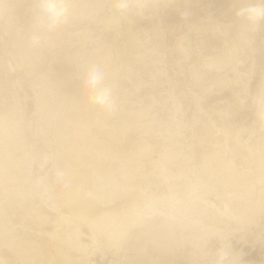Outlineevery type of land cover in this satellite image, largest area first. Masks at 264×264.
Wrapping results in <instances>:
<instances>
[{"label": "rangeland", "instance_id": "rangeland-1", "mask_svg": "<svg viewBox=\"0 0 264 264\" xmlns=\"http://www.w3.org/2000/svg\"><path fill=\"white\" fill-rule=\"evenodd\" d=\"M90 1L66 0L71 10L67 22L60 24L62 27L58 24L53 31H48L39 26L44 21L39 17L38 0H0V124H3L0 126L7 132L0 163L5 160L11 162V170L9 167L7 169L14 172L12 177L16 180V183L13 182L10 177L12 173H7L4 167L5 163L9 166L8 161L2 163L4 177L0 179V216H3L0 217V226L4 225L7 237L2 229L0 264H27L18 257L12 246L25 242L28 234V240L34 239L36 242L35 250L38 252L35 253L41 257L46 255L39 262L41 264H218L221 253H227L224 264H264V19L249 23L236 15L238 8L258 0ZM122 3L127 6L122 8ZM68 19L71 20L70 24ZM34 36H47L48 39L50 36L52 41L53 38L57 39V45L50 48L52 50L47 53L50 56L43 57L46 61L43 59L39 62L38 71L30 74L26 71L28 59L24 57L20 44L21 39ZM63 38H68L65 39L68 42ZM58 41L63 43L59 44ZM80 50L85 52L80 53ZM90 52L94 56L103 52L104 55L98 56L110 59L104 72L115 75V78L111 76L115 80L108 77L104 85L111 90L113 107L106 110L87 101L79 107L71 105L65 110L60 109L58 114L50 117L49 125L44 124L45 111L41 106L40 95L45 91L52 69L73 59L74 55L77 57V53L88 58L94 57ZM84 73L80 71L73 75L82 77ZM50 102L55 104L54 99ZM133 115L137 118L134 117L131 122H120L121 118L126 120ZM113 116H119L120 120ZM86 121L89 123L86 124ZM56 123L61 124L58 126ZM106 131L111 141H108L109 144L101 142L102 145L106 144L101 150L97 134ZM88 133L93 134L90 137L95 135L92 137L94 140ZM123 141H133L137 146L139 142V146L133 149L130 147L132 144ZM120 142V148L125 146L124 143L128 146H125L128 153L130 148L133 149L132 154H128L125 149H115L110 153L109 148L114 150L113 145ZM67 145H81L85 158L96 157L102 163L108 159L106 181L96 176L97 179L89 188L90 193L86 190L90 194L86 195L88 199L89 196L96 197L93 190L103 193L101 198L104 200L98 197L96 200L90 199L94 200L92 204L95 207L100 205L102 211L99 209V216L95 215L98 214V208L92 205L87 212L91 210L95 213L92 218L91 211L87 216L85 212L81 218L59 197L56 180L58 170L72 160L75 161L74 165L79 164V168L83 163L82 166H86L85 162L81 163L67 153ZM88 145L93 150L90 147L88 150ZM106 146H109V151ZM92 151L93 154H89ZM98 152H101L100 156ZM114 152H118L122 159H116L117 154ZM136 153L140 154L137 160L133 159ZM103 155L113 160L110 158L109 161ZM123 159L128 164L122 165ZM112 161L116 162L115 166ZM118 163L120 173H112L113 168H118ZM130 164L135 165L134 168ZM214 164L218 166L212 167ZM74 165L72 163L71 166ZM124 165H130L131 168L129 166L122 170ZM202 165H205L203 169L206 172L201 169ZM21 167L28 176L29 193L24 189L19 175ZM109 171L118 175L116 177L119 179L115 176L113 178L117 180L111 178ZM125 176L133 179V186L123 182L128 179ZM13 183L21 186H14ZM2 186L4 189H1ZM127 187L139 192L141 199L135 200V197L140 196L134 192L132 194L133 190ZM126 190H130L129 200ZM106 191L115 196H105ZM119 195L123 198L120 199ZM111 198L115 200L111 201ZM117 198L120 205V200L124 201L125 198L132 202L129 204L125 200L123 207L134 202L144 204L143 201H146L144 205H153L155 209L151 213L136 211L135 219L131 220L128 228L113 226L108 230L102 229L98 221L104 215L113 214L115 217L118 213L120 217L123 214L124 208L116 202ZM106 201L111 204H105ZM115 204L116 207L119 205L120 211L112 210ZM24 205H28V209ZM159 208L158 215L164 218L156 216ZM148 213L149 217L146 216ZM87 217L91 220L85 219ZM152 217L164 221L161 220L163 223L159 225L158 222L155 227L153 224L147 225L150 233L151 229L153 234L160 232L159 229L169 228L167 241L172 247V257L176 255L173 260L168 249L166 251L170 254L166 253L165 256L163 251L161 254V250H158L161 249L160 245L157 250L154 249L156 246H151V252L146 248L151 244L149 240H153L150 236L145 237L151 235L149 231H141L147 242L141 240L139 228L144 227V220H151ZM159 218L151 220L152 223L155 224ZM136 231L140 233L141 241ZM2 234L4 238H1ZM109 234L112 236L109 237ZM133 235H136L137 240ZM20 237L26 238L22 240ZM6 238L10 241L13 239L14 244L10 245ZM38 240L41 242L37 243ZM143 246H146L149 254ZM40 247L42 252L52 250L51 255L50 251L49 254L39 253ZM63 255L70 257L66 259L67 256ZM46 258H50L51 263Z\"/></svg>", "mask_w": 264, "mask_h": 264}, {"label": "bare ground", "instance_id": "bare-ground-1", "mask_svg": "<svg viewBox=\"0 0 264 264\" xmlns=\"http://www.w3.org/2000/svg\"><path fill=\"white\" fill-rule=\"evenodd\" d=\"M90 1V0H89ZM91 3H94V1L93 0H91L90 1ZM89 3V2H88ZM68 18V17H67ZM71 18V17H70ZM67 20V19H66ZM65 20V21H66ZM64 21V22H65ZM69 21H71V20H69L68 19V22ZM67 22V21H66ZM72 23V22H71ZM60 24H63V22L62 23H60ZM59 24V25H60ZM66 24V23H65ZM69 24H70V22H69ZM68 25V24H67ZM39 26L41 27H45V28H47V30L48 29H51L50 31H53L52 29H55V27L54 28H50V27H48L47 25H46V23L45 22H40L39 23ZM61 27H62V25H60ZM66 25H64L63 27H65ZM57 29V28H56ZM59 29V28H58ZM49 31V30H48ZM81 35H79L77 38H79ZM47 36H41V37H39V43L37 44V43H34L33 42V38H26L25 40L24 39H21V44H20V48H21V51H22V53L25 55L24 57H27L26 59H28V63H26V71H28L30 74H33L34 72H36V71H38V69H39V62L40 61H43V57L44 56H50L49 54H47L50 50H52L53 49V45H57V39L55 40V38H53V41L52 40H50V38L52 39V37H50L49 36V39L48 38H46ZM67 37V36H66ZM69 38V37H68ZM68 38H65V39H68ZM64 39V38H63ZM62 39V40H63ZM64 39V40H65ZM78 40V39H77ZM55 41H56V44H55ZM66 42H68V40H65ZM69 41H71L70 39H69ZM79 42H80V40H78ZM60 42L61 41H58V43L60 44ZM63 42H61V44H62ZM65 43V42H64ZM53 46V47H52ZM52 47V49H50ZM82 49V48H81ZM230 49H233V48H230ZM231 50H229V52H230ZM77 52V51H76ZM83 52H85V51H83L82 50V52H81V50H80V53H83ZM93 52V51H92ZM92 52H90L91 54H93V56L95 55L94 53H92ZM54 53H55V51H54ZM90 53H89V55H90ZM97 53V52H96ZM51 54V53H50ZM79 53H77V57H76V55H74L75 57L73 58V59H71V60H68V61H66V63H64L63 65H60L59 67H58V65H57V69H52V71L53 72H51V74H50V80L48 81V83L46 84V87H45V91L43 92V93H41V95H40V99H41V106L43 107V109H44V111H45V114H44V117H45V120H44V124H46V125H49V123H50V117H53L54 115L53 114H58L57 112L60 110V109H62V110H65L66 108H68L69 106L71 107V105H76V106H80V105H82V104H84V103H86L87 101H89V93L82 87V79H83V76L82 77H79V76H74L73 74H75V73H79L80 71L81 72H84V71H86L89 67H92V66H97V67H99V68H101L102 70H103V72H104V68L105 67H107V65L110 63V59L109 58H107V57H100L102 54H103V52H102V54L100 53V52H98V55H100V56H94V57H91V58H88L86 55H83V56H80V55H78ZM87 54V53H86ZM105 54V53H104ZM103 54V55H104ZM226 54H228V52L226 53ZM52 55V54H51ZM88 55V54H87ZM46 56V57H47ZM52 57V56H51ZM73 57V56H72ZM71 57V58H72ZM70 59V58H69ZM45 61L47 60V59H44ZM49 60H50V57H49ZM24 61H26V60H24ZM48 62V61H47ZM217 64H218V62H217ZM219 64H220V62H219ZM79 65V66H78ZM56 68V67H55ZM104 74H105V80H107V78L108 77H111V76H115V75H112L111 73H108V75L104 72ZM113 77H111V79L113 78ZM115 78V77H114ZM112 79V80H115V79ZM116 78H117V76H116ZM64 79H68V80H65V81H63ZM110 79V78H109ZM118 79V78H117ZM262 79H264V77L262 78ZM111 81V80H110ZM262 81V80H261ZM63 82V83H62ZM117 82V81H116ZM116 82H114V84L116 83ZM116 84H118V83H116ZM264 84V83H263ZM262 84V85H263ZM261 86V85H260ZM264 87V86H263ZM259 88H262V87H259ZM44 90V89H43ZM260 90V89H259ZM261 91V90H260ZM263 91V90H262ZM42 92V91H41ZM39 93V92H38ZM260 93V92H259ZM258 93V94H259ZM260 96V95H259ZM258 96V97H259ZM263 96V95H262ZM1 99V98H0ZM51 99H54L55 100V104H52L50 101H51ZM263 101H264V99H263ZM258 103V102H257ZM261 103V102H260ZM237 104V103H236ZM235 106V105H234ZM233 106V107H234ZM237 108H238V106H236ZM235 107V108H236ZM74 108V107H73ZM70 109V108H69ZM68 109V110H69ZM82 109V108H81ZM231 109H233V108H231ZM230 109V110H231ZM78 111V110H77ZM82 111H85V109L84 110H82ZM235 111V110H234ZM112 112H114V111H112ZM82 113V112H81ZM108 113V112H107ZM107 113H106V115H107ZM111 113V112H110ZM134 113V112H133ZM72 114V113H71ZM85 114H87V113H85ZM89 114L90 113H88V115L87 116H89ZM96 114H98V113H96ZM136 114V113H135ZM53 115V116H52ZM78 115V114H77ZM92 115V114H91ZM111 115H112V113H111ZM114 115H117V113H115L114 112ZM124 115H126L125 113H124ZM129 115V114H128ZM57 116V115H56ZM83 116V115H82ZM101 116V115H100ZM107 116H109V115H107ZM76 116H75V114H74V117L73 118H75ZM93 117V116H92ZM110 117V116H109ZM112 117V116H111ZM114 117V116H113ZM116 117V116H115ZM114 117V119H119L118 117H116L115 118ZM125 117V116H124ZM135 116L133 115V116H129V118L127 117V119L126 120H122V118H121V120H120V122H126V121H128V122H131L132 121V119L134 118ZM65 118V117H64ZM91 118V117H90ZM99 118V117H98ZM102 118V117H101ZM104 118V117H103ZM135 118H137V117H135ZM81 119V118H80ZM116 119V120H117ZM125 119V118H124ZM75 120V119H74ZM82 120V119H81ZM91 120V119H90ZM93 120V119H92ZM95 120V119H94ZM97 120V119H96ZM99 120V119H98ZM107 120V119H106ZM108 120H112L111 118H109ZM64 120L62 119V122H63ZM84 121H85V119H84ZM105 121V120H104ZM70 122V121H69ZM99 122V121H98ZM109 122V121H108ZM117 122V121H116ZM89 123V121H86V124H88ZM95 123V122H94ZM105 123H107V122H105ZM105 123H103V124H105ZM57 124V123H56ZM61 124V123H60ZM59 124V125H60ZM93 124V123H92ZM101 124H102V122H101ZM109 124V123H108ZM112 124V123H111ZM0 125H3L2 123L0 124ZM58 125V124H57ZM58 125V126H59ZM96 125V124H95ZM117 125H118V122H117ZM55 126V125H54ZM90 126H92V125H90ZM94 126V125H93ZM98 126V125H97ZM71 127V126H70ZM78 127V126H77ZM83 127V126H82ZM6 128V127H5ZM59 128V127H58ZM84 128V127H83ZM86 128V127H85ZM96 128V127H95ZM65 129V128H64ZM67 129V128H66ZM74 129V128H73ZM87 129V128H86ZM100 129H101V127H100ZM55 130V129H54ZM76 130H78V129H76ZM79 130H80V128H79ZM82 130V129H81ZM90 130V129H89ZM104 130H106V129H104ZM8 131V130H7ZM10 131V130H9ZM56 131V130H55ZM88 131V130H87ZM87 131H85V130H83V132H86L87 133ZM94 131V130H93ZM89 132V131H88ZM92 132V131H91ZM97 132V131H96ZM102 132V131H101ZM110 132V131H109ZM7 133V132H6ZM6 133H5V131H4V129H3V127H1L0 126V155H1V151H2V146L5 144V141H6ZM8 133H10V132H8ZM82 133V132H81ZM14 134V133H13ZM89 134V133H88ZM95 134H97V133H95ZM82 135V134H81ZM91 135H93V134H91ZM90 134H89V137L91 136ZM113 135H114V133H113ZM117 135V134H116ZM130 134H128L127 136H129ZM78 136V135H77ZM82 136H84V135H82ZM81 136V137H82ZM109 133H107V131L105 132V133H100V134H97V138H99V145H102L103 144V142H105L106 144H107V142L108 141H111V140H109V139H111V138H109ZM203 136V134H201V136L200 137H202ZM16 137V136H15ZM87 139H88V136H85ZM84 137V138H85ZM92 137H95V135L94 136H92ZM92 137H90L92 140H94ZM119 137V136H118ZM120 137H122V136H120ZM14 138V137H13ZM72 138V137H71ZM90 138H89V140H88V142L90 141ZM124 138H128V137H126V136H124ZM76 139H78V138H76ZM86 139V140H87ZM68 140V139H67ZM79 140V139H78ZM84 140V139H83ZM116 140V139H115ZM21 141V140H20ZM69 141V140H68ZM73 141V140H72ZM72 141H71V143H72ZM98 141V140H97ZM119 141H120V138H119ZM75 142H77V141H75ZM81 141H79V143H80ZM84 143H85V141H83ZM101 142H102V144H101ZM123 142H127V144H132V145H130V147H133V149H134V146L135 147H137L138 148V146H139V142H138V146L137 145H134L132 142L130 143L129 141H123ZM10 142H8V144H9ZM18 143V142H17ZM67 143V142H66ZM78 143V144H79ZM90 144H91V142H89ZM95 143V144H94ZM94 143H92V145L94 144V145H96L97 146V144L98 143H96V142H94ZM104 143V145H102L101 147V150L103 149V148H105L104 146L106 145ZM110 143H112V142H110ZM135 143V142H134ZM141 143V142H140ZM262 143V142H261ZM11 144V143H10ZM64 144V143H63ZM83 144V143H82ZM108 144H109V142H108ZM113 144H115V143H113ZM118 146L119 145H122V143L120 142V143H116ZM115 144V145H116ZM135 144H137V143H135ZM262 144H264V143H262ZM11 145H14V144H11ZM17 145V144H16ZM83 145H85V144H83ZM117 145L116 146H114L113 145V147H114V150L112 149H110L109 148V146H106V149H107V147L109 148V150H110V153L112 152V151H115V149L116 150H122V149H125L126 150V152H127V149L125 148V146H127L126 144H124L123 143V145H125L124 147H122V148H120V146H119V148H116L117 147ZM86 146H87V143H86ZM96 146H93V147H96ZM144 146H146V145H144ZM143 146V147H144ZM63 147V146H62ZM89 147L90 148H92L90 145H88V147H87V149L89 150ZM97 147H100V146H97ZM96 147V148H97ZM128 147V146H127ZM129 147V148H130ZM141 147H142V145H141ZM147 147V146H146ZM145 147V148H146ZM263 147V146H262ZM65 148V147H64ZM86 148V147H85ZM112 148V147H111ZM145 148H144V150H145ZM66 149L68 150V154L70 155H73L79 162H81L82 163V161L83 162H85L86 163V166H87V169H86V166L85 167H83L82 165H84V163L81 165V168H79L78 166H79V164H78V166L77 165H74L75 163V161L74 160H72V161H69V165L68 164H66V166H63L60 170H58V173H57V175H56V180H57V184H58V188H59V191H60V195H59V197H62L63 198V200L65 201L64 203H66L67 204V206H69L71 209H73L74 211H76V213L82 218V216L83 215H85L84 213L86 212V216L87 215H89L90 214V211H89V213L87 214V212H88V209L89 208H91L92 207V205L94 204H92V201L94 202V200H96L95 198H100V199H102L101 197H103L102 196V192L100 193V192H97V191H94L93 190V193H95L96 192V197L94 198L93 196H92V198H91V196H89V198L90 199H94V200H92V201H90V199H88L87 197H86V195L88 194V192L90 193V190H89V188H91V185L93 184V182H94V180L95 179H97L96 178V176L97 177H100V179H105V177L107 178V167H106V163L108 162V159L106 160L105 159V161H107L106 163L104 162V163H102V162H100L101 160H99L98 158H94L93 157V159H88V157L87 158H85L86 156H84V154L82 153V151L84 150V148H83V150H81V145H67V147H66ZM86 149V150H87ZM97 149H99V148H97ZM132 148H130L129 150H130V153L132 152L131 150H133ZM141 149V148H140ZM9 150V149H8ZM85 150V151H86ZM92 150H93V148H92ZM105 150V149H104ZM108 150V149H107ZM107 150H105L106 152H108ZM128 150V151H129ZM143 150V149H142ZM141 150V151H142ZM263 150V149H262ZM64 151V150H63ZM91 151V150H90ZM139 150H137V152H138ZM198 151V150H197ZM87 152V151H86ZM105 153V152H104ZM103 153V154H104ZM110 153H108L107 155H109ZM128 153V152H127ZM126 153V154H127ZM130 153H128V154H130ZM144 153V152H143ZM3 154V153H2ZM89 154H93V151H92V153L90 152ZM94 154H97V152L96 153H94ZM98 154H99V152H98ZM100 154H101V152H100ZM100 154H99V156H100ZM114 154H117V156H118V152L116 153V152H114ZM126 154H125V156H126ZM132 154V153H131ZM133 154H134V152H133ZM67 155V154H66ZM70 155V156H71ZM112 155V154H111ZM110 155V156H111ZM137 155H140V154H135L134 155V158L133 159H136L137 160ZM196 155H198V154H196ZM10 156V155H9ZM68 156V155H67ZM103 156H105V155H103ZM103 156H102V158H103ZM116 156V155H115ZM116 156V159L118 158L119 160L120 159H122V157H120L121 155H119L118 157ZM129 156V155H128ZM132 157H133V155H131ZM0 157H2V156H0ZM106 158H112V157H107V156H105ZM104 157V158H105ZM198 157V156H197ZM3 158V157H2ZM2 158H0V159H2ZM66 158V157H65ZM70 158V157H69ZM102 158H100V159H102ZM124 159H125V157H123ZM5 159H6V157H5ZM72 159V158H71ZM88 159V161H86ZM115 158H114V160L115 161H117ZM123 159V163H121L122 165L124 164V163H127V162H124L125 160ZM126 159H127V157H126ZM69 160V159H68ZM112 160H113V158H112ZM119 160H118V162H119ZM128 160H130V157L128 158ZM213 160V159H212ZM0 161H2V160H0ZM6 162L8 161V160H5ZM5 161H3L2 163H4ZM78 161H76L77 163H78ZM102 161H104V160H102ZM109 161H111V159L109 160ZM113 162L114 164V166H115V163L116 162ZM139 161V160H138ZM211 161V160H210ZM66 162H68L67 160H66ZM137 162V161H136ZM2 163H0V179L2 178V177H4V174H3V170H2ZM8 163H9V166L7 165V163H5L6 164V166H4V167H6V171H7V173H9L10 175H11V169H10V163L11 162H9L8 161ZM72 163H73V165L74 166H71L72 165ZM109 163V162H108ZM107 163V164H108ZM129 163H131V161L129 162ZM133 163V162H132ZM211 163V162H210ZM71 164V165H70ZM128 164V163H127ZM133 164H135V161H134V163ZM133 164H130L131 166L133 165ZM120 163H118L117 164V166H118V168H116L115 170H114V168H113V171H112V173H114L115 172V174L117 173H120L119 172V168H120ZM130 165H124V168H122L121 167V169L122 170H124V169H127L126 167H129ZM137 165V164H136ZM205 165H207V164H205ZM205 165H202L203 167H201V169L203 170V171H205L203 168H204V166ZM116 166V167H117ZM131 166H130V168H131ZM134 166L135 165H133V167L132 168H134ZM218 166V164H214V165H212V167H214V168H216ZM7 167H9V169H7ZM210 167V166H209ZM208 167V168H209ZM212 167L210 168V169H212ZM85 168V170H83ZM206 168V167H205ZM210 169H207V170H209V171H211ZM121 170V171H122ZM133 170V169H132ZM201 170V171H202ZM19 171V175H20V178H21V180H22V183H23V186H24V189L25 190H27V192L29 191V184H28V182H29V180H27V173H26V171L24 172L23 171V169H22V167H21V169H19L18 170ZM126 171V170H125ZM125 171H124V173H125ZM134 171V170H133ZM209 171H207L208 173H210ZM95 172H97L96 174L97 175H95L94 176V179H92L93 178V175H94V173ZM123 172V171H122ZM131 171L129 170L128 171V173H130ZM206 172V171H205ZM14 173V172H13ZM13 173H12V175L10 176L11 178H13L14 176H13ZM17 173V172H16ZM15 173V174H16ZM109 173H110V171H109ZM112 173H110L112 176H111V178H113L114 176L116 177V176H118V175H115V174H112ZM213 175H215L214 174V170H213ZM219 173V172H218ZM132 174V173H131ZM220 174V173H219ZM120 175V174H119ZM126 175V174H125ZM130 175V174H129ZM218 175V174H217ZM7 176V175H6ZM13 176V177H12ZM123 176V175H122ZM130 176H132V175H130ZM129 176V177H130ZM210 176V175H209ZM119 177V176H118ZM118 177H116V178H118ZM126 177V176H125ZM128 176L126 177V178H128V179H126V180H123L124 179V177H123V179L122 178H120V179H122L123 180V182H126L125 184L126 185H132V180L129 178ZM116 178H113V179H115V180H117ZM133 178V177H132ZM9 177L7 178V181L9 182ZM19 179V178H18ZM99 179V180H100ZM119 179V178H118ZM216 179H218V178H216ZM4 180V179H3ZM109 180V179H108ZM122 180H120L121 181V184L123 183L122 182ZM127 180H130V181H128L129 183L127 184ZM17 181H19V180H17ZM104 181H106V180H104ZM221 181V180H220ZM13 182H15L16 183V180H14V178H13ZM101 182V181H100ZM118 182V181H117ZM117 182H115V183H117ZM10 183V182H9ZM21 183V182H20ZM19 183V184H20ZM115 183H113V184H115ZM2 184H4V183H2ZM95 184V183H94ZM105 184V183H104ZM120 184V183H119ZM124 184V183H123ZM134 184V183H133ZM13 185H14V183H13ZM17 185V184H16ZM16 185H14V186H16ZM118 185V184H117ZM116 185V186H117ZM125 185V186H126ZM4 186V185H3ZM3 186L1 187V189L3 188ZM18 187L19 186H21V185H17ZM116 186H114V187H116ZM124 186V185H123ZM122 185H121V187L122 188H124ZM133 186V185H132ZM18 187H16V189L18 188ZM10 188V187H9ZM22 188V187H21ZM128 189L130 188V187H127ZM4 189V188H3ZM15 189V188H14ZM18 189H20V188H18ZM119 190H120V188H118ZM131 189V188H130ZM88 192H87V191ZM114 190V188H112V191ZM123 190V189H122ZM131 190H133V191H131L132 192V194H133V192H134V194L135 195H139L140 196V194H139V192H135V189H133V187H132V189ZM20 191V190H19ZM31 191H33V190H31ZM110 191V190H109ZM115 191V190H114ZM127 191V193H126V195L128 196L127 197V200H129L128 198H130L129 197V191L128 190H126ZM5 192V191H4ZM9 192V191H8ZM84 192H86V193H84ZM117 192V191H116ZM115 192V193H116ZM29 193V192H28ZM105 193H107V194H105V196H107L108 195V197H109V195L110 194H108V191H106ZM110 193V192H109ZM121 193H123L124 194V191H122ZM137 193V194H136ZM12 194V193H11ZM25 194V193H24ZM91 194H92V192H91ZM118 194H119V192H118ZM132 194H130V196H131V198H132ZM10 195V194H9ZM23 195V194H22ZM29 195V194H28ZM88 195H90V194H88ZM87 195V196H88ZM126 195H124V197L126 196ZM18 196V195H17ZM95 196V195H94ZM104 196V197H105ZM110 196H112V197H114L113 196V193H112V195H110ZM23 196H21V198H22ZM119 197H120V199H122L123 198V196H122V198H121V195H119ZM9 198V197H8ZM12 198V197H11ZM25 198V197H24ZM107 198V197H106ZM134 198V197H133ZM141 199V196H140V198H138V197H135V200H137V199ZM23 199V198H22ZM58 199V198H57ZM105 198H103L102 200H104ZM112 199V198H111ZM110 199V200H111ZM114 200H115V198H113ZM113 199L111 200V201H113ZM143 199V198H142ZM14 200V199H13ZM26 200H28V199H26ZM51 200V199H50ZM102 200H100V201H102ZM107 200V199H106ZM110 200H108V201H110ZM126 200V198L124 199V201ZM126 200V201H127ZM130 200H133V201H135L134 199H130ZM99 201V202H100ZM119 200H118V198L116 199V202H118ZM124 201H121L120 200V202H122L121 203V205H120V203H119V205L121 206V208L123 207L122 206V204H124ZM140 201V200H139ZM28 202V201H27ZM96 202V201H95ZM115 202V203H116ZM130 202V203H129ZM127 201V203H129V204H131L132 202L131 201ZM146 202V201H145ZM145 202L143 201V203L145 204ZM25 203V202H24ZM29 203V202H28ZM27 203V204H28ZM32 203V202H31ZM30 203V204H31ZM111 204V202L110 203H108L107 201L105 202V204ZM114 203V202H113ZM117 203V204H118ZM126 202H125V204H127ZM15 204V203H14ZM30 204H29V206H30ZM97 204V203H96ZM101 204V203H100ZM144 204H142V203H135L134 202V204L133 205H126L125 207H123L124 209H123V214H121V216L119 217L117 214H115V217L113 216V214H106V215H104L102 218H100L99 219V221H98V223H99V225H100V227L102 228V229H107L108 230V228H110V227H113V226H119V227H122V228H128L129 226H130V222H132L131 220H133V218H134V216H135V212L136 211H141V210H146V211H148L149 213H151V211L153 210V209H155V207L153 206V205H144ZM147 204H149V203H147ZM13 205V204H12ZM25 205H26V203H25ZM24 205V207H27V206H25ZM99 205V204H98ZM113 206H114V204H112ZM111 205V206H112ZM119 205H117V207H116V204H115V208L114 209H112V208H110V209H112L113 211L115 210V212L116 211H120V207H119ZM112 206V207H113ZM13 207V206H12ZM22 207V206H21ZM31 207V206H30ZM33 207V206H32ZM98 208V210L96 211V209ZM96 207H95V205H93V208H96V209H93V210H95L96 212H98L99 211V207H100V205L99 206H97L96 205ZM101 207H102V205H101ZM17 208H19V207H17ZM118 208H120V209H118ZM27 209H28V207H27ZM26 208L24 209V210H27ZM34 209V208H33ZM71 209H69V210H71ZM104 209V208H103ZM116 209H118V210H116ZM149 209V210H148ZM158 209V208H157ZM1 210V209H0ZM35 210V209H34ZM38 210V209H37ZM104 210H107V208L106 209H104ZM29 210H27L26 212H28ZM100 211H102V209H100ZM1 212H2V210H1ZM30 212H31V209H30ZM71 212V211H70ZM155 212V211H154ZM159 212H160V208H159V211L156 213L157 215L156 216H160V217H162V218H164L163 216H161V214L160 215H158L159 214ZM29 213V212H28ZM37 213H39V212H37ZM120 213V212H119ZM137 213V212H136ZM149 213L146 215L147 217H149ZM31 214L33 215V212H31ZM40 214V213H39ZM95 214V213H94ZM93 213H92V211H91V218H92V215H94ZM99 212H98V214H95V215H98L99 216ZM105 214V213H104ZM146 214V213H145ZM152 214H153V212H152ZM0 215H1V213H0ZM7 215V214H6ZM28 215V214H27ZM31 215V216H32ZM41 215V214H40ZM139 215V214H138ZM137 215V216H138ZM155 214H153V216H154ZM3 216V215H2ZM2 216H0V217H2ZM45 216V215H44ZM118 216V219L116 218ZM151 216V215H150ZM155 216V217H156ZM23 217V216H22ZM32 217H34V216H32ZM39 217V216H38ZM88 217H90V216H88ZM88 217L87 218H85V219H88ZM154 217V218H155ZM5 218H6V216H5ZM91 218L90 219H88V220H91ZM145 219H146V217H144ZM159 218V217H158ZM158 218H155L156 220L158 219ZM162 218H159L160 220H158V221H156V223L154 224V223H152V221L154 220L155 221V219H153V217H152V221L151 220H149V218H147L148 220H142L143 221V223L145 222L146 223V226L143 224V228H139V229H141V230H139V232L141 233V231H146V233H148L147 231H149L150 230V228H149V230H148V227L150 226V224H153V226L155 227V225H157V223L159 224V225H161V223H163L161 220H163ZM7 219V218H6ZM6 219H2V220H6ZM27 219V218H26ZM33 219V218H32ZM98 219V218H97ZM135 219V218H134ZM1 220V221H2ZM41 220H42V217H41ZM44 220V219H43ZM30 221V220H29ZM39 221V220H38ZM148 221H151V222H148ZM164 221V220H163ZM7 222V221H6ZM31 222V221H30ZM36 222V221H35ZM92 222H94V221H92ZM135 221H133V223H134ZM139 222V221H138ZM5 223V222H4ZM90 223V222H89ZM137 223V222H136ZM139 223H142V222H139ZM149 223V224H148ZM3 224V223H2ZM6 224V223H5ZM8 224V223H7ZM6 224V225H7ZM43 224V223H42ZM86 224V223H85ZM138 224V223H137ZM136 224V225H137ZM0 225H1V223H0ZM33 225V224H32ZM39 225V224H38ZM41 225V224H40ZM39 225V226H40ZM135 225V226H136ZM147 225H149V226H147ZM4 226V225H3ZM2 226V227H3ZM36 226H37V224H36ZM91 226V225H90ZM1 227V226H0ZM1 227V230L0 231H2V229H4V227L2 228ZM8 227V226H7ZM29 227V226H28ZM60 227V226H59ZM140 227V226H139ZM145 227H146V230H145ZM158 227V226H157ZM6 228V227H5ZM30 228V227H29ZM37 228V227H36ZM118 228V227H117ZM16 228H14V230H15ZM133 230V229H132ZM138 230V229H137ZM153 229H151V233H150V231H149V233L151 234V235H153V234H155V236L153 235V236H151V235H148V236H145V237H147V238H149V236L150 237H152V239L153 240H149V242L152 244H150V246L149 247H146L147 249H151L150 247L152 246L153 248H154V246H156L154 249L155 250H157L158 248H159V245L161 246V249L159 248L158 250L161 252V254L164 252V254L163 255H165L166 253H172V247H170L168 244V241L167 240H169V228L168 227H166V228H162V229H159V230H161L160 232H155V233H153L152 234V231ZM4 231H5V229H4ZM11 231H13V230H11ZM16 231V230H15ZM67 231V230H66ZM93 231V230H92ZM91 231V232H92ZM101 231V230H100ZM110 231H111V229H110ZM113 231V230H112ZM111 231V232H112ZM122 231V230H121ZM124 231V230H123ZM154 231H156V230H154ZM14 232V231H13ZM12 232V233H13ZM19 232V231H18ZM105 231H103L102 232V235H103V233H104ZM110 232V233H111ZM119 232V231H118ZM131 232V231H130ZM138 231H136V235H138V233H139ZM6 233V231L4 232V234ZM16 233H17V231H16ZM20 233H21V231H20ZM25 233V232H24ZM28 233V232H27ZM69 233V232H68ZM114 233V232H113ZM133 233V232H132ZM135 233V232H134ZM140 233H139V235H140ZM143 233H145V232H143ZM9 234V233H8ZM33 234V233H32ZM117 234V233H116ZM142 234V233H141ZM17 235V234H16ZM69 235V234H68ZM125 235V234H124ZM128 235V234H127ZM126 235V236H127ZM136 235L134 236L135 238H136ZM139 235L137 236L138 237V240L139 239H141V237H139ZM144 234H142V235H140V236H142V238L143 239H141V240H143V241H146V240H144V239H146V238H144V236H143ZM4 236H6L7 237V235L5 234ZM9 237H10V235H8ZM22 236V235H21ZM110 236H112V235H110L109 234V237ZM119 236V235H118ZM130 237H131V235H129ZM168 236V237H167ZM14 237H16L15 235H14ZM26 237H28L27 238V240L25 239ZM26 237L24 238V239H22L21 237V239L22 240H24L25 242H22V244H20V239L18 240V242H19V245H17V244H14L13 243V241L11 242L10 240H7V238H6V240L7 241H9V242H7V245L9 246V244L10 245H12V243L14 244L13 246H12V248H13V251H15L16 253H17V255H18V257H21L22 259L21 260H23L24 262H26L27 264H33V263H36V264H41V263H39L42 259L44 260V256H46L44 253H47L48 252V254H49V251H50V255H51V251L52 250H47V252L45 251V252H42L43 251V249L40 247L39 249H40V251H39V253L41 252V254L43 253L44 254V256L43 257H41V256H39V255H37L38 253V251L37 250H35V247H37L36 246V242H34L32 239L31 240H28L30 237H29V234H28V236L26 235ZM68 237V236H67ZM102 237H104V235L102 236ZM108 237V236H107ZM120 237V236H119ZM128 237V236H127ZM1 238H4L3 237V234H2V236H1ZM33 238H35V236H33ZM37 238V237H36ZM40 238H41V236H40ZM113 238V237H112ZM111 238V239H112ZM115 238H116V236H115ZM133 238V237H132ZM16 239H18V238H16ZM39 239V238H38ZM67 239V238H66ZM124 239H125V237H124ZM128 239V238H127ZM127 239H126V241H127ZM166 239V240H165ZM5 240V239H4ZM37 239H35V241H36ZM44 240V239H43ZM107 240V239H106ZM119 240V239H118ZM123 240V239H122ZM135 240V239H134ZM133 240V241H134ZM136 240H137V238H136ZM141 240H139V241H141ZM15 241H17V240H15ZM107 241H109L110 242V240H107ZM120 241H121V237H120ZM124 241V240H123ZM2 243H3V241H1ZM39 242H41L40 240H38L37 241V243H39ZM45 242V241H44ZM49 242V239H48V241L46 242V244ZM119 242V241H118ZM122 242V241H121ZM120 242V243H121ZM132 242V241H131ZM147 242V241H146ZM164 242H166V243H164ZM9 243V244H8ZM16 243V242H15ZM51 243H53V242H51ZM110 243H112V242H110ZM114 243V242H113ZM142 243V242H141ZM4 244H6V241H5V243ZM3 244V245H4ZM42 244H43V241H42ZM115 244V243H114ZM132 244V243H131ZM144 244H147V243H145L144 242ZM162 244V245H161ZM165 244V245H164ZM50 245V244H49ZM49 245L47 246V247H49ZM111 245V244H110ZM116 245V244H115ZM141 245H143V244H141ZM157 245H158V247H157ZM169 246L168 248L167 247H165V246ZM7 246V247H8ZM38 246H40V244H38ZM58 246V245H57ZM112 246V245H111ZM164 246V247H163ZM6 247V248H7ZM10 247V246H9ZM46 247V248H47ZM54 247H55V245H54ZM138 247V246H137ZM144 246L142 247V248H145ZM11 248V247H10ZM46 248H45V250H46ZM52 249H53V247H51ZM139 248V247H138ZM146 248H145V250H146ZM162 248H165V249H163L162 250ZM9 249V248H8ZM38 249V250H39ZM48 249V248H47ZM50 249V248H49ZM57 249V248H56ZM56 249H55V251H56ZM166 249H168L169 250V252L168 251H166ZM12 250V249H11ZM11 250H9V252H11ZM42 250V251H41ZM154 250V251H155ZM171 250V251H170ZM35 251H37L36 253H35ZM61 250H59L58 251V253L60 252ZM152 250H150V252H151ZM163 251V252H162ZM166 251V252H165ZM13 253V254H16V253ZM54 252V251H53ZM146 252H148V254L150 253L149 251H147L146 250ZM12 253V252H11ZM55 253H57V251L55 252ZM157 253H159L158 251H157ZM169 253V254H170ZM9 254V253H8ZM42 254V255H43ZM146 254V253H145ZM144 254V255H145ZM160 253H159V255H161ZM169 254H167V257H168V255ZM177 254V253H176ZM16 255V256H17ZM50 255H49V257H50ZM52 255H53V253H52ZM58 255V254H57ZM62 255V254H61ZM76 255V254H75ZM163 255H161L162 257H164ZM171 255V259L173 260L174 259V256H176L175 254H174V256L172 257V255H173V253L172 254H170ZM64 256V255H63ZM62 256V257H63ZM65 256H67V255H65ZM64 256V257H65ZM69 256V255H68ZM68 256L66 257V259L68 258ZM166 256V255H165ZM11 257V256H10ZM54 257H56V256H54ZM54 257H51V258H53V259H57V258H54ZM61 257V256H60ZM70 257V256H69ZM13 258V257H12ZM16 258V257H15ZM176 258V257H175ZM20 259V258H19ZM47 259V258H46ZM165 259H167L166 257H165ZM177 259V258H176ZM175 259V260H176ZM17 260V259H16ZM21 260H19V262L21 261ZM48 261L50 260V258H48L47 259ZM62 260H63V258H62ZM15 261V260H14ZM56 261V260H55ZM59 261H60V259H59ZM66 261V260H65ZM45 262V261H44ZM50 262V261H49ZM57 262V261H56ZM71 262V261H70ZM23 263V262H22ZM21 262H20V264H22ZM43 263V262H42ZM45 263H47V262H45ZM51 263V262H50ZM180 263V262H179ZM55 264V263H54ZM58 264H60V262L58 263ZM68 264V263H67ZM72 264V263H71ZM147 264V263H146Z\"/></svg>", "mask_w": 264, "mask_h": 264}, {"label": "clouds", "instance_id": "clouds-1", "mask_svg": "<svg viewBox=\"0 0 264 264\" xmlns=\"http://www.w3.org/2000/svg\"><path fill=\"white\" fill-rule=\"evenodd\" d=\"M122 8L126 4L120 5ZM39 17L48 27H55L64 22L70 15V7L66 0H38ZM236 15L255 23L264 19V0L256 3H246L237 9ZM34 43H39V36L33 37ZM105 74L97 66L89 67L83 76L82 87L89 93V101L97 106L110 110L113 107L111 90L104 85ZM227 253H221L218 264H224Z\"/></svg>", "mask_w": 264, "mask_h": 264}]
</instances>
